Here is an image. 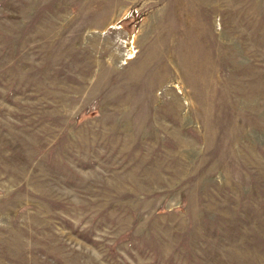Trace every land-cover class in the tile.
<instances>
[{"label": "rangeland", "instance_id": "1", "mask_svg": "<svg viewBox=\"0 0 264 264\" xmlns=\"http://www.w3.org/2000/svg\"><path fill=\"white\" fill-rule=\"evenodd\" d=\"M0 264H264V0H0Z\"/></svg>", "mask_w": 264, "mask_h": 264}]
</instances>
